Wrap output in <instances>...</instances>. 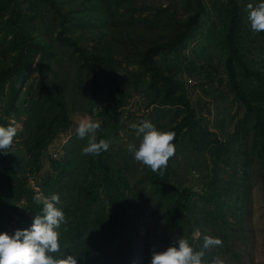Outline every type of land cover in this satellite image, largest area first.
Returning <instances> with one entry per match:
<instances>
[{
	"label": "rangeland",
	"instance_id": "obj_1",
	"mask_svg": "<svg viewBox=\"0 0 264 264\" xmlns=\"http://www.w3.org/2000/svg\"><path fill=\"white\" fill-rule=\"evenodd\" d=\"M202 1L204 12L196 28L186 37L181 52H167L157 56L164 72L174 76L179 90L187 95L196 113L195 123L190 124L184 131L175 155L171 157L170 176L174 184L191 188L197 193L192 197L190 210L186 211L192 222L203 205L209 210L214 209V204L206 203L202 195L213 189L226 188L227 184L231 183L237 191L232 194L227 190L226 194H222L225 200L222 210L232 224L231 227L225 226L222 229L228 235V264H264V197L261 188V167L257 155L251 149L252 131L244 120L245 107L236 98L225 67L226 8L222 4H225V0ZM238 1L242 16L236 36L239 52L249 68L264 73V31H252L246 8L249 3L255 6L264 0ZM178 3L179 0H133L132 13L134 16L140 13V16L150 18L154 13L160 15V9L163 7L168 10L175 7L180 12ZM60 4L68 17L64 34L71 39L62 38L63 34L62 37L57 35L58 20L54 19L43 5H39L38 12H41V15L31 23L29 30L34 40L49 46L48 61L51 66L48 77L51 82L57 81L67 86L68 90L65 91L73 124L66 132L56 135L42 157L39 169L29 166L22 177L36 193L41 194L39 186L47 178L58 176L52 160L59 161L65 171L59 177L58 184L69 199H74L79 183L87 174L80 157L85 155L82 149L88 142L87 138L81 139L77 136L76 128L80 120L88 118L106 126L104 136L105 140L110 142L107 163L112 170L115 168L114 176L119 174L116 168L121 169L129 183V188L124 191L131 199L130 207L139 208V203L149 194L145 176L148 166L136 161L128 150L130 144L138 148L142 140V136H138L131 125L148 120L158 130L167 131V124L175 118L176 106H158L156 102L151 101L152 93L149 91L148 82L142 79V71L133 62V55L128 56V52L123 49L135 38H129L117 31L123 28L119 19L115 18L114 24L108 22L103 17L97 0H60ZM26 7L30 11L28 3ZM3 21L4 18L0 15V61L8 59L7 41L11 37V34L6 32V24ZM136 22L138 28L143 26L137 20ZM131 29H134V22ZM151 31L154 32L153 29ZM76 47L86 49L88 55L93 53L108 59L114 67L118 81L128 87L122 96L121 107L117 109L114 117L108 119L107 124H104V121L110 109L106 102L93 103L90 65L79 58ZM36 60L37 54L32 57L25 70V76L29 79L36 76ZM93 62V66L99 69L98 73L105 67L103 59L97 58ZM235 70L241 82H256L253 74L247 75L237 64ZM20 103L18 100L8 104L7 87L0 92V117L5 120L6 127L14 123L18 131L22 129L26 119L23 113L16 116ZM110 104L113 107L112 103ZM19 140L18 136L14 137V149L20 148ZM218 145L223 147L213 155L211 147ZM212 159L215 162H212ZM193 172L196 174L193 175ZM90 177L91 174H87V178ZM215 179L217 181H214ZM101 189L98 188V192L107 203L108 199ZM14 199L19 207L26 206L22 198ZM158 199L151 196L148 202L141 203L145 206L138 223L143 228V221H146L143 234L149 242L145 264H150L153 250L163 251L162 207ZM240 207L243 209L240 210ZM25 212L29 215L30 229L34 213L29 209H25ZM238 216L240 223H237ZM205 235L213 236V233L207 227L205 232L194 231L196 239H203Z\"/></svg>",
	"mask_w": 264,
	"mask_h": 264
},
{
	"label": "trees",
	"instance_id": "obj_2",
	"mask_svg": "<svg viewBox=\"0 0 264 264\" xmlns=\"http://www.w3.org/2000/svg\"><path fill=\"white\" fill-rule=\"evenodd\" d=\"M97 2L103 17L108 22L114 24L117 18L123 23V28L117 29L120 34L135 38L123 49L128 52V56L133 55V62L142 71V79L148 82L149 91L152 93L151 101L156 102L158 106H176L175 118L167 124V131L175 133L172 143L177 147L184 131L190 124L195 123L196 113L187 95L179 90L174 76L164 72L157 56L161 53L181 52L186 37L196 28L204 12L203 1L179 0L180 12L175 7L171 10L163 7L160 9L162 11L160 15L154 13L150 18L142 17L140 13L133 15V0H97ZM26 3L29 4L30 11ZM222 4L226 8L224 10L226 19L224 43L227 51L225 67L230 86L236 98L245 107L244 120L252 131L251 149L260 162L261 188L264 197V73L249 68L239 52L236 39L242 23L239 1L225 0V4ZM39 5L47 7L50 15L58 20L57 35L62 37L63 34L62 38L71 39L64 34L68 17L60 0H0V15L4 18L6 32L11 34L7 41L8 59L0 61V92L7 87L8 104L11 105L18 100L21 102L16 116L21 113L26 115L22 129L16 134L20 139L18 141L20 148L12 147L11 152L6 155L0 153V233L7 232L9 235H13L17 229L30 227L29 215L25 209L34 213V217L42 214L43 206L35 201L34 197L37 193L23 179V172L29 166L38 170L42 157L56 135L66 132L73 124L67 91H65L68 90L67 86L57 81L51 82L48 77L51 66L48 61L49 46L34 40L29 30L31 23L41 15V12H38ZM136 20L143 25L141 28L137 27ZM133 22L134 29H131ZM76 49L79 58L90 65V91L93 103L106 102L110 109L104 121V124H107L108 119L114 117L117 109L121 107L122 96L128 87L118 81L114 67L108 59L101 58L98 54L88 55L87 50L82 47ZM36 54V76L29 79L25 76V70ZM97 58L105 61V67L99 73V69L93 66L95 63L93 60ZM235 64L247 75L253 74L256 82H241ZM4 122L5 120L0 117V124ZM105 127L102 125L96 133L97 141L106 138ZM214 140L218 142L216 138ZM222 147L221 145L211 147V153L213 155L218 153ZM107 155L108 151L101 152L98 156L81 155L80 162H84V169L87 174H91V177L87 178V174L85 175L84 180L78 185L74 199H69L62 186L58 184L59 177L65 171L59 161L52 160L58 176L47 178L39 186L42 195L59 196L60 203L56 206L67 218V223L57 229L61 244V252L55 254L57 257H62L64 254L74 255L77 264H145L149 247V242L143 234L146 230V221H143L141 228L138 220L145 206L141 203L148 202L153 196L159 198L158 202L162 207L163 250L176 244L177 237L181 236L189 241L194 250H201L204 241L202 237L196 239L194 231L205 232L207 227L213 233V237L223 240V246L205 249L203 260L206 264H210L214 257L219 256L228 264V235L222 229L225 226L231 227L232 224L222 210V205L225 204L222 194H226L227 190L232 194L237 191L231 183H228L226 188L221 187L204 193L202 198L206 203H213L214 209L209 210L203 205L197 213V218L192 222L191 216L186 215V211L190 210L192 197L197 193L191 188L174 184L170 176V158L162 175L147 168L145 176L148 180L149 194H146L144 200L139 203V208L133 209L130 207L131 199L127 197L129 194L124 191L129 188L127 178L118 167L116 171L119 174L114 176L115 168L112 170L107 163ZM212 162L215 160L212 159ZM100 187L103 195L108 199L107 203L98 192ZM14 197L22 198L26 206L16 205ZM241 209L243 208L240 207ZM240 221L238 216L237 223Z\"/></svg>",
	"mask_w": 264,
	"mask_h": 264
},
{
	"label": "clouds",
	"instance_id": "obj_3",
	"mask_svg": "<svg viewBox=\"0 0 264 264\" xmlns=\"http://www.w3.org/2000/svg\"><path fill=\"white\" fill-rule=\"evenodd\" d=\"M246 8L252 31H264V2L255 6L249 3ZM100 127L99 121L88 118L78 122L77 136L88 140L87 145L82 149L83 154L98 156L109 149L108 140L97 141L96 132ZM131 127L136 130L138 136H142V140L138 148L130 144L128 150L136 161L148 166L152 172H160L162 175L169 159L176 152V147L172 143L175 133L158 130L148 120L132 124ZM17 131L18 127L14 123L7 127L0 125V153L6 155L11 152ZM195 174L193 172V175ZM34 199L43 207L42 214L34 217L31 228L17 229L13 235L0 233V264H77L74 255L64 254L62 257L55 255L61 252L60 234L57 229L67 223L65 213L56 206L60 203L59 196L52 194L48 197L37 193ZM203 240V248L197 251L186 238L177 237V243L167 247L166 250H153L150 264H206L203 260L204 250L222 247L223 240L209 235H205ZM210 264H226V262L216 256Z\"/></svg>",
	"mask_w": 264,
	"mask_h": 264
}]
</instances>
